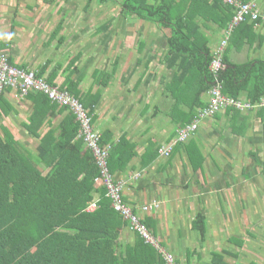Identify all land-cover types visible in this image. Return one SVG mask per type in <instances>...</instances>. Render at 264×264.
I'll return each mask as SVG.
<instances>
[{
    "label": "crops",
    "instance_id": "crops-1",
    "mask_svg": "<svg viewBox=\"0 0 264 264\" xmlns=\"http://www.w3.org/2000/svg\"><path fill=\"white\" fill-rule=\"evenodd\" d=\"M254 1L260 8L261 21L255 25L253 43L247 39L239 45L237 35L234 42L230 40L229 49L240 47L239 54L247 52L246 61L264 60V0ZM4 2L0 0V51L8 50L9 55H5L16 65L38 73L53 85L62 88L69 86L68 81L78 84L80 99L92 110L95 129L101 134L109 131L114 142L127 138L135 145V156L127 168L116 171L114 176L124 181L125 199L134 210L143 217H155L161 244L182 264H213V254L222 252L225 264H264V178L252 187L248 184L251 174L243 175L241 170L237 180L226 170L234 166L244 168L248 163L264 167V119L256 112H243L237 119L223 112L203 120L189 144L194 150L195 166L204 160L197 169L189 160L186 147L177 149L170 159L157 151L155 160L147 165L153 154L146 151L155 152L173 142L184 123L182 114L190 110L183 104L181 94L175 91V97L168 89H181L188 82L179 76L178 64H171L166 58L169 30L167 33L158 24L133 15L113 14L96 29L83 25L68 32L70 18L50 24L39 14V5L35 4L32 10L27 5L28 9H24L20 1L12 3L14 15L7 30L6 24L1 25L3 9L11 6ZM198 20L202 22L200 17ZM142 22L147 24V31L141 32L143 42L139 43L136 57L133 45L138 40L135 42L133 36L137 25L143 28ZM207 24L203 32L214 49L220 45L225 30H218L214 20ZM5 95L17 108L13 127L7 121L5 125L16 139L22 141L21 136L27 135L30 142H22L30 148L35 142L37 148L40 139L30 137L24 126L35 102L13 89L6 90ZM203 99L209 101L208 93L203 94ZM49 112L48 118L59 127L70 110L54 111L53 115ZM11 117L7 119L10 121ZM48 129L49 126H43L42 133ZM144 205L150 209L143 210ZM198 212L207 218L205 241L192 226ZM134 236L128 226L120 239L129 244ZM222 244L223 249L217 248Z\"/></svg>",
    "mask_w": 264,
    "mask_h": 264
},
{
    "label": "trees",
    "instance_id": "trees-1",
    "mask_svg": "<svg viewBox=\"0 0 264 264\" xmlns=\"http://www.w3.org/2000/svg\"><path fill=\"white\" fill-rule=\"evenodd\" d=\"M121 13L156 23L167 33L169 30L166 58L171 64H178L181 70L179 76L188 82L181 89L172 86L168 89L175 97V91L181 94L183 104L190 109L182 114L184 123L180 128L197 123V129L190 131L192 135L189 139L186 142L178 141L169 155L160 153L162 146L156 149V153L148 149L147 154L151 152L153 155L147 157V165L155 160L157 151L163 158L170 159L177 149L186 147L194 168L202 167L204 160L201 158L202 161L195 166L194 150L189 148L201 122L223 112L233 119L243 113L235 107H226L212 115H201L209 105V101L203 99V94L208 93L210 100V89L215 84V77L210 71L215 48L210 47V39L203 31L207 23L214 20L218 30H225L223 39L228 37L223 53L226 67L219 75L224 94L257 103L264 98V60L236 63L228 57V49L231 47L230 40L235 41V35L239 45L247 39L253 43L255 25L261 21V12L258 19L248 17L233 28L235 7L224 0H123ZM199 17L202 22L198 20ZM6 45L1 46L6 48ZM7 58L11 65L27 70L23 65H16L10 56ZM173 79L177 80L175 77ZM68 84L62 88L80 99L78 84L71 81ZM26 98L35 102L34 110L24 126L30 137L40 139L37 152L16 139L5 124L0 126V264H166L158 249L136 231H133L135 236L132 243L121 242L122 231L131 226V222L114 209L107 187L96 184L101 172L92 151L79 138L80 125L74 113L70 111L65 121L55 127L48 118L49 111L53 115L54 111L62 113L68 108L53 102L41 92L32 91ZM172 111L175 115L176 109ZM90 112L92 114V110ZM249 112H256L264 119V107ZM0 114L6 117L17 114V108L8 101L5 92L0 94ZM43 126H49L44 134L41 130ZM110 134L109 131L103 133L100 142L113 146L108 167L114 176L116 171L127 168L135 156V145L127 138L114 142ZM254 158L259 162L256 155ZM43 168L53 170L44 171ZM122 193L129 204L124 196V188ZM95 199L98 208L87 211ZM133 211L157 237L155 217H143L134 208ZM206 220L205 214L198 212L192 225L202 241L207 236ZM176 261L182 264L178 258ZM222 261L223 252L213 254V264H225Z\"/></svg>",
    "mask_w": 264,
    "mask_h": 264
},
{
    "label": "built area",
    "instance_id": "built-area-1",
    "mask_svg": "<svg viewBox=\"0 0 264 264\" xmlns=\"http://www.w3.org/2000/svg\"><path fill=\"white\" fill-rule=\"evenodd\" d=\"M224 2L235 7V16L231 28L250 17L256 20L260 16V10L256 2H242L241 0H224ZM228 43V37L224 38L220 45L215 48L214 57L210 64V71L215 77V84L210 89V100L208 108L201 113L202 117L212 115L226 107H235L242 112H249L258 107H264V98L259 102L253 103L248 100L235 99L229 97L223 92V83L220 79V72L226 67L223 61L224 50ZM8 56L0 55V94L8 88L13 89L22 96L30 92H41L47 95L53 102L62 107H67L76 116L80 125L79 138L83 139L86 147L90 149L95 158L96 165L99 167L101 175L96 178L98 186L104 184L108 190V196L112 199L113 207L131 222L130 229L138 232L147 242L156 247L163 256L166 264H179L173 252L165 248L160 240L155 237L148 229L147 225L141 221V218L135 214L133 208L127 204L123 198L122 190L124 181L117 180L109 171L108 158L110 156L111 145H102L101 133L95 129L93 115L82 101L72 94L68 89L51 84L46 78L37 75L32 70H26L11 65L8 62ZM197 129V123L188 125L179 129L178 137L173 142L162 145L160 153L169 155L173 146L178 142H186L192 135L190 131ZM98 198V197H97ZM98 208L96 199L89 205L87 211H95ZM150 206H144L147 211Z\"/></svg>",
    "mask_w": 264,
    "mask_h": 264
},
{
    "label": "rangeland",
    "instance_id": "rangeland-1",
    "mask_svg": "<svg viewBox=\"0 0 264 264\" xmlns=\"http://www.w3.org/2000/svg\"><path fill=\"white\" fill-rule=\"evenodd\" d=\"M13 1H15V3H14L15 5L18 1L23 2L24 3V9H28L27 5H30L31 10H32V8H35L36 5H39V7H38V9H40L39 14H42L43 16L46 17L47 20H50L51 21L50 24H52V22L58 23V22H60V20L62 18L66 19V20H67V18H70V24H69L70 29L68 30V32H70V31H72V29L75 26L77 27V26H83V25H89V26L94 27V29H96V28H98V26L104 24L105 21L109 17L111 18V16H114L113 14H115L114 17L121 16L122 15V13H121V2L123 0H106L105 2H103L102 0H91V1H89V0H5L4 3L9 4L11 6V8L8 10H5L6 8L3 9V16H2L1 25L6 24L7 30H8V28H10L9 27L10 26V20L12 19L13 15H14L13 14L14 10L12 7ZM105 3H107V4H105ZM87 8H88V10H87ZM88 16H94V18H91ZM92 20L94 22H92ZM89 22H91L92 24ZM142 26H143V28L141 26L137 25V29H135V34L133 36V37H135V42H136V40H138V42H136V44L133 45L136 49V57H139V48H138V47H140L139 43H140V41L143 42V40L141 39L143 36V35H141V32L147 31V24L145 22H142ZM238 48H239V50L241 49L240 47H238ZM239 50H237L234 46L232 47V49H229L230 58L232 61H237L240 63V62H244L247 60V58H246L247 52L239 54L238 53ZM8 53H9L8 50L4 51V52L0 51L1 56H5V54H8ZM8 55H6V56H8ZM144 57H146V55ZM141 74H142V72H141ZM143 77H144V79L145 78L147 79V73H146V75L144 74ZM136 78H138V77H136ZM17 99H20V98H17ZM14 116L15 115L12 114V117L10 118L11 120L9 121L7 119V117L0 114V126H1V124H5L4 122L7 121L8 124L11 125V127H13L12 121H16V117H14ZM14 124H15V122H14ZM21 139L23 142L28 143L27 141H25V140H28L27 135L21 136ZM32 145H33V147H32ZM35 145H36L35 142L32 143L30 145L31 146L30 149L34 152H37V148ZM106 145H111V144H106ZM111 147L113 148L112 145H111ZM171 152H172V150H171ZM249 156L250 155H247V159L250 162L251 159L249 158ZM241 160L243 162L244 157H242ZM43 169H44V171H48L51 168H48V169L43 168ZM51 170H53V169H51ZM226 170H228V173L232 174L231 176H233L237 180H238V176H239L241 170L244 172V173H242L243 175L247 174V173L251 174L252 175L250 177L251 183H248V184L252 187H256V183H260L261 179L264 178V167L258 166L255 163H253V164L248 163L244 168H241V166L240 167L234 166L231 168H226ZM259 178H261V179H259ZM257 179H259V180H257ZM255 180H257V181H255ZM157 238H159V237H157ZM224 247H225L224 244L217 246V248H219V249H223ZM192 250H193V248H192ZM248 264H251V263H248Z\"/></svg>",
    "mask_w": 264,
    "mask_h": 264
}]
</instances>
